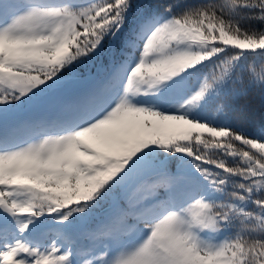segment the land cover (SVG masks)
<instances>
[{
	"label": "snow or ice",
	"instance_id": "snow-or-ice-1",
	"mask_svg": "<svg viewBox=\"0 0 264 264\" xmlns=\"http://www.w3.org/2000/svg\"><path fill=\"white\" fill-rule=\"evenodd\" d=\"M253 91L264 0H0V264H264Z\"/></svg>",
	"mask_w": 264,
	"mask_h": 264
},
{
	"label": "trees",
	"instance_id": "trees-1",
	"mask_svg": "<svg viewBox=\"0 0 264 264\" xmlns=\"http://www.w3.org/2000/svg\"><path fill=\"white\" fill-rule=\"evenodd\" d=\"M89 2H100V0H73L76 6H84ZM190 2L200 4L216 2V0H190ZM140 3L149 5L150 0H140ZM255 26L261 27L259 24ZM228 118L233 125L240 122L246 123L249 134H254L258 129L264 130V93L253 91L247 96L240 97L229 109ZM248 206L251 207L250 204ZM222 231L223 235L219 236L220 239L235 233L234 228H227Z\"/></svg>",
	"mask_w": 264,
	"mask_h": 264
},
{
	"label": "rangeland",
	"instance_id": "rangeland-1",
	"mask_svg": "<svg viewBox=\"0 0 264 264\" xmlns=\"http://www.w3.org/2000/svg\"><path fill=\"white\" fill-rule=\"evenodd\" d=\"M65 2H70L73 4V6H76L74 3H73V0H65ZM219 239V238H218Z\"/></svg>",
	"mask_w": 264,
	"mask_h": 264
}]
</instances>
